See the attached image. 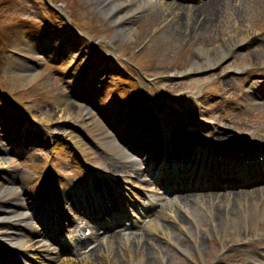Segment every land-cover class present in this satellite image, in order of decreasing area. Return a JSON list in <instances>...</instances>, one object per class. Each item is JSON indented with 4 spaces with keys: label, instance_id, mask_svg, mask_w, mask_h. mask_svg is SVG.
I'll list each match as a JSON object with an SVG mask.
<instances>
[{
    "label": "rangeland",
    "instance_id": "1",
    "mask_svg": "<svg viewBox=\"0 0 264 264\" xmlns=\"http://www.w3.org/2000/svg\"><path fill=\"white\" fill-rule=\"evenodd\" d=\"M221 1L216 3L214 12L212 11L213 18H210L209 23L201 24L199 22L202 19L199 18L200 21L194 23L192 27L194 31L191 36H188L189 38L175 39L171 35L172 31H165V28H162V25L166 23V19L162 23L163 17L159 15L161 12L154 15L153 10L137 16L130 24L134 27L132 36L125 38L117 35V27L98 9L94 0H0V90L8 97L9 101L12 98L22 109L27 110L22 114H33L38 118L40 121L39 126L45 132L44 138L50 141L56 139L53 144L43 147L46 151H42L44 153L41 156L35 158L29 156V158L23 159L16 155L9 156L4 153L8 142L3 140L5 133H0V163H2L0 165V168H2L0 169V206L9 203L12 200L11 198L17 197L18 192L21 193L23 189L30 192L34 190V187L37 188L38 179L46 176L44 173L55 179L59 177L52 176L65 175V173L72 174L78 171L76 165L83 164V162L80 157H74L68 153L67 147L59 146L61 142L68 143L69 140L75 142L78 139L84 141L87 153L83 152L82 157H86L88 162L95 163L99 170L106 168L105 162H112V157L106 151L101 152L98 149V146L100 147L99 141L104 138V130L107 127L106 122L101 117L102 111L100 108L90 107L89 117L87 116L86 123L82 125L81 121L74 119L79 106L76 107V103H73L74 99L69 95V92L66 93L71 89L68 87L70 82L58 85L53 79L55 75L48 72L50 67L55 68L56 75L62 80L63 71L74 65L76 52L72 51L77 40L81 41V46L86 51L85 55L87 52L93 51L95 46H100L101 49L107 48L108 52L114 55L117 54L118 56V53H120V55L133 60L136 65L144 70L143 76L138 75L139 77H137L139 84L133 83L136 87L145 86L155 90V92H158L159 88L169 87V85H172V90L175 92L182 87L184 91L193 93L192 95L189 94L188 98L194 100L195 104L197 101H195L194 94L202 83L214 81L208 89L209 85L203 87L205 92L210 90L211 93H214L219 88L225 89L227 83L235 81L239 77L240 70L237 69L252 66L257 62L263 63L264 54L254 52L251 47L248 49L242 47L225 62H222L223 59H221L212 66L204 67L202 65L203 68L201 69L188 70L194 60H203V54H199L197 48L212 49L216 45L215 42L220 38H230L226 35V31L231 30L233 26L237 27V17L241 13L240 9L242 14L239 19H245L242 29L254 27L252 30L263 31L264 33V0H244V3L242 0L241 5L238 4L239 0ZM177 2L186 3L184 6L189 8L198 5L199 1L178 0ZM50 4H55L53 5L55 7ZM131 11V5L127 4L126 7L122 8L124 13H130ZM189 12L183 11L187 14ZM149 13L152 14V19L148 17L147 14ZM249 21L250 23H248ZM54 22L55 24H53ZM69 23L77 26L82 32H86L91 37L94 48L89 44V41L86 44L79 37L73 36L67 30ZM38 25H41L44 31L42 29V31H39V28L37 29ZM55 27L61 29L60 33L53 31ZM171 29L175 30L174 28ZM67 33L69 34L67 37L73 42L67 41L66 57L60 61L59 58H55V53H57L58 47L62 45V41L66 37L64 35ZM38 36L41 37V40H45V44H42L43 47L39 43ZM216 37L219 39L215 41ZM21 38L28 39V43H23ZM32 47L35 48L34 51L41 50L44 52L43 55L36 54L32 57L37 62H41V65L35 62L23 63L20 57L8 52L14 48L20 54L26 55L27 50H32ZM82 56H79L75 62L79 61ZM84 56L82 59H84ZM52 57L54 59L51 61ZM92 58L95 59V57ZM53 61L57 65H53ZM153 61L155 64H152ZM102 68V66L94 67L99 71H102ZM129 68L133 69L132 65ZM184 71H186V76H180V73ZM110 74L112 76L121 75L118 69L111 70ZM110 74L108 78L111 82L112 76ZM106 78L103 77L102 79ZM162 78L166 80L160 81ZM178 78L182 81H178ZM95 81L94 79L90 85L95 86ZM211 87H215V90L210 89ZM110 89L108 87L106 94L111 92ZM104 96V101H109V95L104 94ZM89 103L90 99H86V103H81V106H89ZM59 116H61V119H58ZM19 117V115H16L10 118L13 119L10 126L15 125L18 127ZM63 130L66 131L64 132L65 136L62 135ZM84 135H87L89 139H85ZM54 144L56 147L53 149L51 147ZM51 149L54 150L52 154H50ZM30 154L32 152L28 155ZM39 159L42 162L33 167L36 165L34 161ZM35 179L36 181H34ZM10 180H12V183ZM10 186L12 190L14 188V191L11 189L6 192L3 191L5 187L10 188ZM190 204L195 208L196 205ZM1 229L0 227V231ZM206 247L208 249H204L209 250V246ZM152 249V253L155 254L156 251ZM174 251H172L174 256L165 255L168 263L190 264L183 255L181 257L179 253H174Z\"/></svg>",
    "mask_w": 264,
    "mask_h": 264
},
{
    "label": "bare ground",
    "instance_id": "2",
    "mask_svg": "<svg viewBox=\"0 0 264 264\" xmlns=\"http://www.w3.org/2000/svg\"><path fill=\"white\" fill-rule=\"evenodd\" d=\"M94 1L95 5L98 6V9L104 15H106V17L110 19L117 27V35H120L121 37H131L134 31V27H132L130 24L133 22V20L142 13H147V11L153 10L152 12L154 15L161 12L159 15H162L163 17L162 23H164L166 19V23L162 25V28H165V31H172L171 35L173 36V38L180 39L182 37L189 38L188 36L192 35L194 31L192 27L194 23H196V21H200V19H198L199 16L201 19H203V24L209 23L211 21L210 18H213L212 14L214 12L216 3L221 0H204L203 3L200 4V6H196L195 8H187V6H182V4L177 3L173 0ZM127 4L132 6V11L130 13L122 12V8L126 7ZM184 10L187 12L190 11L189 14L183 13ZM154 11H156V13H154ZM190 13L192 14L190 15ZM147 15L148 17L152 16L151 13ZM171 28H174L175 30ZM191 31L192 33H190ZM226 35H228V33ZM217 39L219 38L216 37L215 41ZM255 40L256 37L254 36V33H250L244 31L243 29H238V27H235L232 29V31H230L229 39L220 38L217 42H215L216 45L212 47V49L204 47L202 49L197 48L196 50H198L199 54H203V60H194L192 66L188 70H197L203 68V66H212L213 64L219 62L221 59L227 56L231 52V49L233 47H242L245 42L246 45H244V47H251L253 48L254 52L264 54V43H255ZM235 51H237V49ZM77 106H79V104H77L76 107ZM78 108L79 110L77 113H75L74 119L79 120L83 124H85V120L87 119L89 111L88 107L80 106ZM60 117L61 116H59L58 119H61ZM30 118L34 120V117L32 115L30 116ZM66 118L70 119L69 117ZM166 126H168V123H166ZM106 133L111 134H108L105 139L101 140V142L107 150L117 153V155L120 153L119 156L122 158L128 159V157H130V159L136 160V158L132 157V155H130L122 146L120 147L119 145H116L117 138H115V135L113 134L115 133L114 130L108 131ZM74 144L77 147L79 146L78 149H80L81 151L86 150L84 143H80V140L75 141ZM130 159H128V161L131 163L132 161H130ZM9 189L11 188L7 187L4 192L8 191ZM231 193L234 197L233 206L231 205V211L228 207V205H230V198L228 196V199H226V197H224V195H226L225 193L222 195H218V198H220L219 203H215L213 201V197H210V195L197 196V202L200 201V203L210 211L211 216L216 217V213H218L220 205L222 206V209H220V213H218V217H216V221L214 222V224L216 225L215 229L218 233H222L223 231H226V229H230V231L228 230V232L232 233L236 230V227L240 226V222L242 221L241 219H243L244 216L243 212H246L244 209L245 204L242 205V199L245 198L248 193V204L246 210L248 211V209H250V212L254 211V214L257 213L259 215V218H264V200H260L261 197L260 195H258V193L264 192H258L257 189H253L249 192L238 190L232 191ZM192 197H194V195H192ZM200 197H202V199H200ZM173 203H175V205L176 203H178L180 207L183 208V211H185L184 213L186 215L184 214V217L181 218V214L176 211L177 209H174V206L172 208H169V215L167 214L166 218L169 219L171 218L170 215H172L173 219H176V222L178 221L177 223H180V225L179 228L175 226L177 229H173L175 231H169V229L165 230L167 232V237L165 236V239L168 240L167 242H161L158 238H156L157 236L152 234L151 232V230L153 229L152 228L150 230L144 231L145 234L148 233L150 236L148 239L146 238L145 241H143L142 238L133 236L132 248H130V250L132 251H124L130 244V240L126 239L128 237V234H125L124 238L119 234H115V236H113L112 234L103 237L100 245H97L92 251H90L80 259H76L75 257L60 256L57 261V258L55 259L56 256L48 255L47 252L49 251V249L47 247H42L39 250L38 248H36V250L39 251V253H42V255L48 256V259H50L51 261L54 260V263L52 264H160L157 254H153L151 251V249L154 248L153 246L160 247L166 256H173L172 249L174 247L169 244L170 241L172 242L174 241V239L177 240L178 237L181 236V234L184 237H189V239L190 237L195 238L189 227L193 228V226H198V228H200L202 231H208L211 233L210 228L202 225V223H205L207 221V218L202 217V213H208L207 210L202 211L197 208H193L192 205L187 201V199L186 201H184V199L180 201L174 199ZM214 205H216V209H214ZM226 207H228V211H230V219H228L229 214H227ZM194 209H196V211ZM200 211L202 212L200 213ZM224 211H226V215H224ZM222 215H224V217H222ZM186 218L188 219L187 221ZM204 219H206V221H204ZM220 219L222 220L220 221ZM188 221H190V223H188ZM24 222H27L26 207L24 206L21 199L20 202L12 201L9 205L0 207V225L5 228V230H2L0 237L3 239L4 243L10 245V248H12L13 252L15 253L16 251L27 252V247L34 248V245L32 244L27 245V243L30 242L32 238L25 241L24 238H22V236L20 235L22 233L21 224ZM228 223H230V226ZM189 239H186V242L181 245V247L183 246V248L187 252H189L188 247H190V245L192 244ZM136 245L140 246L138 252L136 251ZM114 246H116V250L114 256H112V249ZM144 250L148 251L144 253Z\"/></svg>",
    "mask_w": 264,
    "mask_h": 264
}]
</instances>
